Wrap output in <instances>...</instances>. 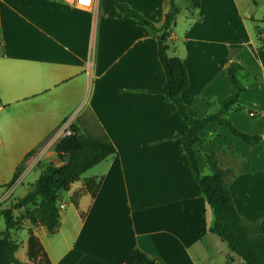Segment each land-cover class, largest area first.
<instances>
[{"label": "crops", "instance_id": "obj_1", "mask_svg": "<svg viewBox=\"0 0 264 264\" xmlns=\"http://www.w3.org/2000/svg\"><path fill=\"white\" fill-rule=\"evenodd\" d=\"M121 1L157 28L168 12L164 0L154 16L133 3L139 0ZM222 1L199 0L194 7L189 0L191 18L178 28L174 16L167 52L180 57L187 69L181 96H194L198 117L217 110L230 92L229 61L241 63L248 73L251 81L238 99L242 108L226 116L240 130L260 134V141L246 143L212 121L199 130L195 153L202 173L209 172L204 154L211 152L222 168L231 169L228 187L238 213L258 220L264 233V46L252 35L226 44L219 21ZM163 81L155 36L122 16L112 0H93L88 6L76 0H0V144L8 169L14 172L18 166L10 150L16 139L27 146L22 160L33 150L17 179L4 183L9 187L4 194L38 161L60 163L54 146L67 124L105 133L116 147L58 191L55 232L32 226L51 264H122L134 247L157 264H244L210 230L213 211L174 135L186 124L164 94L152 91ZM89 177L100 180L95 195L84 192L75 205L72 194ZM30 226L25 221L10 230L18 246V231L24 230L20 245L25 253ZM16 252L21 263L32 264Z\"/></svg>", "mask_w": 264, "mask_h": 264}, {"label": "trees", "instance_id": "obj_2", "mask_svg": "<svg viewBox=\"0 0 264 264\" xmlns=\"http://www.w3.org/2000/svg\"><path fill=\"white\" fill-rule=\"evenodd\" d=\"M112 2L122 16L131 17L136 23L146 26L157 40V56L164 71V81L160 87L152 91L164 94L166 99L174 104L178 115L186 124L183 130L174 135L179 138V149L186 155V162L198 188L213 211L214 221L210 230L225 239L229 249L238 255L244 264H264V233L258 229V220H248L238 213L228 187V178L232 174L231 169L222 168L215 154L211 152L204 154L209 172L202 173L195 153L196 142L200 139L199 130L212 121L226 126L233 135L240 137L246 143L256 144L260 141V134L240 130L226 116L228 110L242 108L238 99L245 89L246 81L250 79L248 73L241 63L234 60L229 61L226 69L231 86L230 92L221 100L217 110L198 117L192 107L194 96L190 95L186 100L181 96V92L188 85L187 69L180 57L167 52L166 40L169 35L167 30L174 24L177 11L174 4V11L166 12L162 26L157 28L149 18L128 3L121 0H112ZM192 2L194 7L199 6V0H192ZM260 20L264 21V18ZM162 27H165L163 33L157 35L156 31ZM262 32L264 33V28ZM260 45L264 46V37ZM208 104L211 102L208 101ZM69 127L72 132L62 135L54 146L60 163L38 161L36 166L40 169L39 174L28 185L25 194L0 209V215L5 224L4 230L0 232V264L21 263L15 256L14 252L18 243L11 238L10 230L23 227L25 221L31 224L27 229L26 255L28 260L32 264H51L32 226L43 225L49 233L55 232L59 218V209L56 204L58 191L67 189L70 183L78 179L86 169L116 152L115 145L105 133L94 135L82 131L77 123H70ZM32 151H28L24 156L6 185H11L17 179L24 168L25 159ZM99 181L93 177L85 179L82 190L72 194L73 203L77 205V198L84 192L89 191L91 196H94ZM13 209L18 210L15 216L12 214ZM81 214L83 216V213ZM123 263L157 264L150 255L138 247L130 249Z\"/></svg>", "mask_w": 264, "mask_h": 264}, {"label": "rangeland", "instance_id": "obj_3", "mask_svg": "<svg viewBox=\"0 0 264 264\" xmlns=\"http://www.w3.org/2000/svg\"><path fill=\"white\" fill-rule=\"evenodd\" d=\"M170 1L171 0H164V3H168V8L170 6ZM159 2H161V0H139L138 2L133 3H137L136 5L140 6L143 11H145L146 13H151L154 16L157 12ZM222 2L223 5L221 6H223L222 8L224 9V14L220 16L219 21L223 22V36L226 44L230 41L236 42L246 40V38L251 37V35L253 38L257 36L256 41L260 43L261 39H263L264 37V33L262 32L264 28L262 27L264 25V21L260 20V18H264V0H224ZM190 3H193L192 0H190ZM172 4H174L176 9H178L175 13V18L178 21V28H183L186 25L184 23L186 22L185 20L188 21L187 18L190 19L192 14L191 7L188 5L189 0H172ZM236 12L244 15H238ZM248 15L259 17V19L257 20L258 22L256 23L252 19L248 18ZM198 25L199 22H196L195 26L197 27ZM220 32H222V30H220ZM16 140V144H12L10 146V150L11 152H14L16 156L15 161H18L19 164V161L22 160V158H20L21 152L26 149L27 146H25L24 143L21 142V138H18ZM36 148L37 146H34V149ZM39 171L40 169L38 166L30 168L26 177H23L21 181L15 186V188L9 191L7 195H5L4 193H6L5 191L9 187L4 185V183L8 182L11 179L13 170L8 169L7 167L5 145L0 144V209L9 205L10 202L15 198L22 196L25 193V189L28 187V185L37 178ZM1 195L5 196L1 197ZM0 227H4V220L2 216H0ZM23 231H18L19 246L16 252L18 257H25L26 255L24 247L20 245V239L24 237Z\"/></svg>", "mask_w": 264, "mask_h": 264}, {"label": "built area", "instance_id": "obj_4", "mask_svg": "<svg viewBox=\"0 0 264 264\" xmlns=\"http://www.w3.org/2000/svg\"><path fill=\"white\" fill-rule=\"evenodd\" d=\"M76 3L88 6V5H92L93 0H86V2H85V0H76ZM249 114L253 115V112L250 111ZM61 131H62V135H67V134H70L72 132L68 124L65 125ZM122 264H124V263H122Z\"/></svg>", "mask_w": 264, "mask_h": 264}, {"label": "water", "instance_id": "obj_5", "mask_svg": "<svg viewBox=\"0 0 264 264\" xmlns=\"http://www.w3.org/2000/svg\"><path fill=\"white\" fill-rule=\"evenodd\" d=\"M169 5H170V6H169V8H168L167 11H168V12H173L174 9H173L172 1H170ZM164 29H165V27H162L160 30L156 31V34H157V35H161V34L163 33Z\"/></svg>", "mask_w": 264, "mask_h": 264}, {"label": "snow or ice", "instance_id": "obj_6", "mask_svg": "<svg viewBox=\"0 0 264 264\" xmlns=\"http://www.w3.org/2000/svg\"><path fill=\"white\" fill-rule=\"evenodd\" d=\"M85 2H86V0H85Z\"/></svg>", "mask_w": 264, "mask_h": 264}]
</instances>
